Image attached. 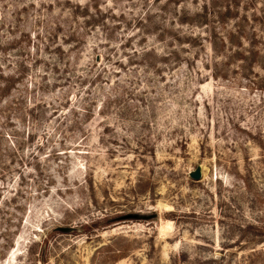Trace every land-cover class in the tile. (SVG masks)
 Masks as SVG:
<instances>
[{"label": "rangeland", "instance_id": "rangeland-1", "mask_svg": "<svg viewBox=\"0 0 264 264\" xmlns=\"http://www.w3.org/2000/svg\"><path fill=\"white\" fill-rule=\"evenodd\" d=\"M0 87V264H264V0H0Z\"/></svg>", "mask_w": 264, "mask_h": 264}, {"label": "water", "instance_id": "water-1", "mask_svg": "<svg viewBox=\"0 0 264 264\" xmlns=\"http://www.w3.org/2000/svg\"><path fill=\"white\" fill-rule=\"evenodd\" d=\"M203 170H202V165H198L195 170H192L190 172V176L196 180H200L202 178ZM149 217L140 214V213H131L127 214L121 217V219H147ZM63 230L68 231L70 228H63Z\"/></svg>", "mask_w": 264, "mask_h": 264}, {"label": "trees", "instance_id": "trees-1", "mask_svg": "<svg viewBox=\"0 0 264 264\" xmlns=\"http://www.w3.org/2000/svg\"><path fill=\"white\" fill-rule=\"evenodd\" d=\"M208 7L206 6V9H207ZM208 12V9L206 10V12H205V15H206V13ZM208 15H206V17H205V20H207V17ZM1 88V87H0Z\"/></svg>", "mask_w": 264, "mask_h": 264}]
</instances>
